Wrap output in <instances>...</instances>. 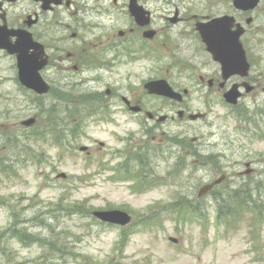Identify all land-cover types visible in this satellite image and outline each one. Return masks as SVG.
<instances>
[{
    "label": "rangeland",
    "instance_id": "obj_1",
    "mask_svg": "<svg viewBox=\"0 0 264 264\" xmlns=\"http://www.w3.org/2000/svg\"><path fill=\"white\" fill-rule=\"evenodd\" d=\"M100 74L105 81L98 85L95 81L84 84L80 88L88 89L91 85L82 95H97V88L113 83L103 71H90L84 77L94 78ZM46 75L56 79L52 70L46 71ZM62 84L54 86L52 95L57 99L36 96L19 83L14 58L0 52V264H264V218L256 222L260 239L255 251L249 231L256 225L248 217L242 216L218 227L214 223L217 211L212 201L201 204L210 220L206 224L195 217L190 219L194 215L189 210L178 213L174 205L179 197L192 202L199 187L196 182L212 179L211 173L218 167L224 168L229 182H242L247 184L245 188H254V184L244 182L254 179L241 177L240 171L243 160L253 156L259 170L256 179H264L263 140L252 139L251 134L245 136L240 129H233L232 120H229L230 129L224 140L208 132H217L218 124H224L218 120L211 128L205 121L165 124L161 128L162 139L169 142L176 138L179 146L171 148V156L165 152L168 160L151 161L159 167L153 169L150 186L134 190L130 188V181L120 178L123 174L116 170L125 160L119 151L128 145L124 141L128 125L135 130L130 120H124L126 126H116L102 121L98 115L86 119L85 133L78 143L69 147L64 158L59 147L50 144L46 138L50 130L46 113L53 109L51 104L60 108L53 111L57 117L61 116L60 95L68 93L60 88ZM191 103L194 109L202 107L200 99L192 98ZM37 113L41 116L44 133L39 140L32 136L36 128L21 126L22 120ZM216 113L223 116L228 112L217 107ZM196 135L202 148L200 165L191 167L188 164L193 163L194 158L188 159L181 189L178 179L167 176H174L175 172L168 171L176 155L188 152L180 137ZM132 138L140 142L149 137L141 131ZM232 140H235L234 146H231ZM101 142L105 147H100ZM240 144L246 146L247 155L238 148ZM80 145L93 148V156L79 153ZM222 153L225 158L216 163V156ZM133 163L136 162H132V166ZM52 164L56 165V170L52 169ZM58 172H65L69 179L57 178ZM157 178H161L158 179L161 182L155 185ZM258 188L253 199L256 211L264 213V188L259 184ZM201 207L198 208L201 210ZM94 208L123 209L132 213L136 221L134 226L122 229L101 225L89 216L88 210ZM177 214L188 218L182 219ZM48 225L50 228H44ZM24 227L31 232L26 243L12 237L17 229ZM171 237L177 238L178 243L171 242ZM40 238H47L46 243L65 240L68 247L59 244L65 250L61 252L45 244H32Z\"/></svg>",
    "mask_w": 264,
    "mask_h": 264
},
{
    "label": "flooded vegetation",
    "instance_id": "obj_2",
    "mask_svg": "<svg viewBox=\"0 0 264 264\" xmlns=\"http://www.w3.org/2000/svg\"><path fill=\"white\" fill-rule=\"evenodd\" d=\"M53 3L43 9L42 0H0V29L38 38L48 52V67L70 88L89 82L83 78L88 71L109 73L113 84L96 102L101 110L138 117V129L158 130L161 136V126L175 121L181 110L180 122L195 112L215 125L217 107H223L224 134L232 120L233 129L264 141V0ZM10 36L12 42L19 38ZM161 79L184 98L177 102L147 90L148 82ZM229 93L235 94L234 103L227 102ZM190 98L202 100V107L194 109ZM161 115L168 116L162 123ZM239 148L247 155L244 144ZM243 161L242 175L252 174L257 160Z\"/></svg>",
    "mask_w": 264,
    "mask_h": 264
},
{
    "label": "water",
    "instance_id": "obj_3",
    "mask_svg": "<svg viewBox=\"0 0 264 264\" xmlns=\"http://www.w3.org/2000/svg\"><path fill=\"white\" fill-rule=\"evenodd\" d=\"M39 65V64H38ZM22 69L25 68V64L23 63L21 66ZM34 68V67H32ZM38 67L35 68V70H32V72H35V77L33 78H26L24 76H22V79L25 80L27 82V84H29V86L35 88L38 90L39 84L36 82L38 75L36 73V71ZM28 74H25V76H27ZM30 82H34V83H30ZM97 216L101 217L104 220H115L117 218H125L128 220V217L125 214H122L120 212H115V211H109V212H96L95 213Z\"/></svg>",
    "mask_w": 264,
    "mask_h": 264
},
{
    "label": "bare ground",
    "instance_id": "obj_4",
    "mask_svg": "<svg viewBox=\"0 0 264 264\" xmlns=\"http://www.w3.org/2000/svg\"><path fill=\"white\" fill-rule=\"evenodd\" d=\"M101 90H106V88L104 87V88H100ZM98 98H99V95H95L93 98H92V101H97L98 100ZM207 126L208 127H212V124H211V122H208L207 123ZM208 132H210L211 133V135H212V132H211V130H209ZM213 136V135H212Z\"/></svg>",
    "mask_w": 264,
    "mask_h": 264
}]
</instances>
